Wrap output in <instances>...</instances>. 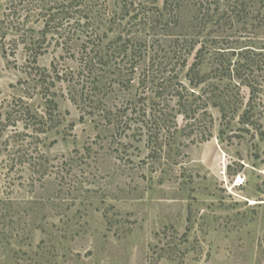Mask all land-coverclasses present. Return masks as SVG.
<instances>
[{
    "label": "rangeland",
    "instance_id": "374dc122",
    "mask_svg": "<svg viewBox=\"0 0 264 264\" xmlns=\"http://www.w3.org/2000/svg\"><path fill=\"white\" fill-rule=\"evenodd\" d=\"M10 1L0 0V21ZM193 13L184 8L179 26ZM25 20L24 13L17 19ZM32 21L25 27L32 34L0 24V123L18 99L45 122V132L35 133L20 120L0 137V264H264V29L247 25L229 39L210 34L217 47H233L227 51H236L232 58L246 72L247 81L211 79L215 93L237 101L236 110L223 115L208 106V114L198 108L185 117L167 95L138 103L132 113L146 124L122 132L97 128L68 98L53 68L64 75L78 63L57 35L38 48L40 25ZM212 59L207 55L203 71ZM42 69L49 70L46 83ZM179 83L194 105L212 97L208 84L192 95L184 72ZM45 87L57 104L52 121ZM111 103L114 111L122 101ZM151 115L168 121L159 127ZM16 132L39 138L26 137L31 145L22 153L32 158L12 165L22 155ZM151 132L156 144L147 141Z\"/></svg>",
    "mask_w": 264,
    "mask_h": 264
},
{
    "label": "trees",
    "instance_id": "16d2710c",
    "mask_svg": "<svg viewBox=\"0 0 264 264\" xmlns=\"http://www.w3.org/2000/svg\"><path fill=\"white\" fill-rule=\"evenodd\" d=\"M188 7H192L194 13L187 25L179 26L180 14ZM23 13L25 23L17 21ZM27 20L40 25L36 32L38 48L48 36L57 35L61 39L57 45L60 44L78 63L77 72L69 71L64 75H59L52 67L57 80L67 82L68 98L95 122L97 128L100 125L105 131L125 132L131 123H145L132 113L137 110L138 103L148 99L155 102V98L163 99L167 95L170 99L177 98L178 112L185 117L198 108L208 114V106L218 107L223 115L226 108L236 110L237 101L215 93L218 86L211 79L216 78L219 82L241 78L247 81L244 78L246 72L243 65L232 58L236 51H227L233 47H217L218 41L210 34L217 32L222 36L226 33L227 36L222 38L229 39L231 34L247 30V25L253 32L264 29V0H11L0 24L6 29L32 34L35 32L32 27L25 28ZM21 37L24 42L29 35ZM38 50L34 61L41 54V49ZM244 50L253 52L250 48ZM207 55L213 57V61L207 63L209 70L203 71ZM245 58L252 61L251 56ZM48 71H39L45 83L46 78H50ZM183 72L193 89L192 95L201 84H208L207 88L213 93L209 102L201 106L194 105L195 101L183 100L181 89L176 87L181 84L179 78ZM136 85L143 88L140 93L136 92ZM43 92L47 116L52 121L57 104L48 97V87ZM113 98L122 101L114 111L111 108ZM151 116L152 122L159 127L168 121L164 115ZM6 120L0 123V137L10 124L20 120L25 123V128L33 126L35 133L45 132L43 118L33 114L22 99L15 101L11 113H6ZM156 132L148 133V143H157L159 135ZM25 135L16 132L11 136L18 143L16 152L22 153L25 146L31 145L23 143L26 137L39 138ZM139 136L142 139L141 133ZM170 140L164 139L166 143ZM31 158L23 152L10 161L12 165L23 164Z\"/></svg>",
    "mask_w": 264,
    "mask_h": 264
}]
</instances>
